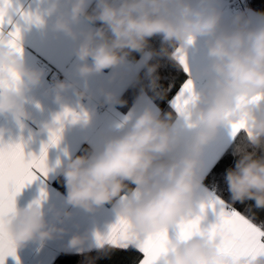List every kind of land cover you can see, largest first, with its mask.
Here are the masks:
<instances>
[{
    "label": "clouds",
    "instance_id": "1",
    "mask_svg": "<svg viewBox=\"0 0 264 264\" xmlns=\"http://www.w3.org/2000/svg\"><path fill=\"white\" fill-rule=\"evenodd\" d=\"M91 5L92 0H52L48 9L56 17L53 29L76 42L80 77L116 69L133 52L145 53L150 38L160 35L162 47L146 53L149 58L186 57L190 47L204 38L207 63L196 75L206 82L194 89L180 116L182 128L171 112L162 114L149 103L117 125L92 155L58 162L67 204L89 212L114 204L119 219L140 238L169 231L198 215L197 209L207 200L200 194L206 145L222 127L243 123V142L236 144L234 165L225 170L224 179L233 202L251 201L264 209V19L254 21L243 13L226 19L218 0H94ZM82 23L88 27L78 28ZM9 40L8 31L0 33V115L10 114L23 128L32 118L25 107L26 93L41 81L42 73L28 68L23 52ZM157 67H148L150 86H155ZM13 73L19 77L15 83ZM74 88L58 82L55 101L62 102L63 93ZM75 95L80 100L87 97L85 91ZM105 95L109 102L122 103L111 92ZM59 127L55 120L46 125L48 131ZM5 131L0 129V134ZM6 227L17 246L63 231L48 223L40 201L16 207ZM85 240L74 236L70 247ZM159 264H232V258L222 254L218 236L197 231L171 239ZM241 264H264V255L242 257Z\"/></svg>",
    "mask_w": 264,
    "mask_h": 264
},
{
    "label": "crops",
    "instance_id": "2",
    "mask_svg": "<svg viewBox=\"0 0 264 264\" xmlns=\"http://www.w3.org/2000/svg\"><path fill=\"white\" fill-rule=\"evenodd\" d=\"M60 2L66 3V0H60ZM12 3L14 9L38 15L42 21L39 24L28 23L17 11L10 12L13 24L18 25L21 30L26 65L30 69L41 72L42 79L37 85L32 86L25 96V107L32 118L25 121V126L21 128L10 114L0 115V129H7L0 134V139L5 143H22L26 156L29 154L39 156L43 146L49 143L50 133L46 125L52 123L57 115L69 109L82 117L75 122L69 119L64 120L59 143L50 146L47 151V164L50 169L47 176L38 174L39 178L27 184L16 196L18 209L39 200L43 205L48 223L56 224L63 231L55 233L52 238L44 241L33 240L17 246L15 257H7L5 264H52L61 252L80 253L110 245L107 242L101 244L97 236H107L111 227L119 219L114 204H105L92 212L67 204L66 194L54 185V180L60 175L58 162L66 161L68 157L74 159L84 146L89 149L88 155H92L103 146L107 135L126 117L139 114L149 103L159 110L160 108L146 92L140 93L128 107L115 101L109 102L105 95L111 92L121 101L149 60V56L146 55L150 53L149 51H145L134 61L128 59L116 69H105L100 74L80 77L76 72L78 61L74 55L76 42L64 33L53 29L52 25L56 17L50 15L48 11L52 0H12ZM218 6L223 10L225 18L230 19L228 0H218ZM248 13L254 21L264 19V7L249 5ZM87 27L86 23L78 26V28ZM5 30H12V25L6 26ZM205 52L204 38H200L190 47L186 55L188 69L186 80L193 81L195 90H199L206 82L203 78H197L196 75L197 70L207 63ZM37 58L43 59L53 68L60 70L67 79V83L75 85L74 89H68L63 93L62 102L55 101V86L50 84L40 67L36 65ZM182 66L184 68V65ZM75 91H85L87 97L80 100L75 95ZM101 102L108 109L105 114H100L97 110ZM173 111L176 113L174 109ZM85 113L87 119L83 118ZM174 122L177 127H183V121L177 113ZM232 141L230 126L222 127L217 137L206 145L204 162L217 159ZM42 191L46 194L44 198H41ZM212 191L203 181L200 194L208 198ZM197 211L200 213L199 208ZM218 212V208L215 210L212 207L205 208L201 227L209 228L217 223ZM176 232L174 224L169 229L170 238L174 239ZM74 236H84L86 240L82 245L72 248L70 240Z\"/></svg>",
    "mask_w": 264,
    "mask_h": 264
},
{
    "label": "snow or ice",
    "instance_id": "3",
    "mask_svg": "<svg viewBox=\"0 0 264 264\" xmlns=\"http://www.w3.org/2000/svg\"><path fill=\"white\" fill-rule=\"evenodd\" d=\"M17 11L28 23H42L38 15L14 9L12 0H0V33H3L6 26L12 25V30L8 31L9 43L17 51L23 52L19 45L21 30L18 25L13 24L10 12ZM178 52L180 50H177ZM180 64L184 65L187 72L186 57L178 55ZM19 77L13 73L12 82L15 83ZM194 85L191 79L179 85L175 94L168 103L176 111L178 116H182L187 105L194 97ZM259 99V98H257ZM86 113L83 118H86ZM81 115L69 109L56 116L55 122L61 127L50 129L49 143L44 145L41 154L25 155L22 143H5L0 139V264H5L6 258L15 257L17 245L7 230L8 220L16 211V196L27 185L37 180L38 174L47 176L50 169L47 166V151L50 146H55L61 139L60 133L63 129V122L71 119L75 122L81 119ZM231 137L233 141L246 130V125L231 124ZM227 153V149L217 159L205 162L202 171L204 179L213 186V191L206 202L200 205V213L194 218H185L175 224L177 229L176 236L186 238L197 231H207L212 238L217 236L220 239V249L223 255L232 258V264H241L242 257L264 255V209L257 208L251 201L233 202L228 195L227 199L223 196V190H219V182L215 177L221 161ZM219 191V194L217 192ZM46 194L42 191L41 198ZM36 202H39L37 200ZM240 204L243 210L236 207ZM212 207L219 209L217 223L209 228H202L201 221L204 219L205 208ZM257 213L260 217L257 218ZM101 244L107 242L115 249L129 254L126 264H159L160 257L169 250L171 239L169 231H161L146 238L134 236L126 221L119 219L115 223L107 236H97ZM138 252L142 255L138 259L131 255ZM18 260V258H17Z\"/></svg>",
    "mask_w": 264,
    "mask_h": 264
},
{
    "label": "trees",
    "instance_id": "4",
    "mask_svg": "<svg viewBox=\"0 0 264 264\" xmlns=\"http://www.w3.org/2000/svg\"><path fill=\"white\" fill-rule=\"evenodd\" d=\"M249 5L264 7V0H248V7ZM91 6H94V2ZM161 47L162 37L157 35L150 38L148 48L145 51L159 52ZM142 54L143 53L133 52L128 57V59L134 61ZM151 65L158 66L156 68V72L153 74L156 77L155 86H150L152 77H150L147 73L148 67ZM187 77V72L176 58L153 55L151 58H149L144 68L140 71V73L136 76L132 84L127 89L126 93L121 99L122 104L128 107L134 102L140 93L146 92L156 102L162 114L171 112L173 114V119H175L176 113L173 111L172 106L168 103V101L175 94L179 85L186 81ZM242 136L243 133L230 143V145L227 147V153L224 156V159L216 169V172L219 174L216 175L215 179L219 182V190H223V196L226 199L229 193L227 191V184L224 179L225 170L234 165L236 157L233 155V150L236 144L243 142ZM257 152L260 154V150H257ZM88 154L89 149L84 146L75 157ZM204 183L213 190V186L208 182L207 179H204ZM54 185L60 191L66 194L65 182L61 174L54 180ZM217 194H219V191ZM236 207L243 210L244 206L237 204ZM260 215V213H257V218H259ZM131 255L136 257L137 260L142 258V255L138 252H132ZM128 258V253H124L118 249H115L112 245H106L95 250L80 253L61 252L57 255L52 264H126Z\"/></svg>",
    "mask_w": 264,
    "mask_h": 264
},
{
    "label": "built area",
    "instance_id": "5",
    "mask_svg": "<svg viewBox=\"0 0 264 264\" xmlns=\"http://www.w3.org/2000/svg\"><path fill=\"white\" fill-rule=\"evenodd\" d=\"M228 10L231 17L235 16L237 13H243L246 17H249L248 0H228ZM35 63L40 67L41 71L47 77L50 84L55 86L58 82L61 81L67 83V79L62 74V72L56 68H53L43 59L37 58ZM97 110L100 114H105L106 112H108V109L103 102L98 105Z\"/></svg>",
    "mask_w": 264,
    "mask_h": 264
}]
</instances>
